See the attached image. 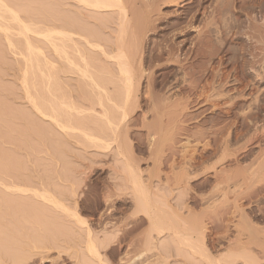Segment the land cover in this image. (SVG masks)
I'll list each match as a JSON object with an SVG mask.
<instances>
[{
  "label": "rangeland",
  "instance_id": "1",
  "mask_svg": "<svg viewBox=\"0 0 264 264\" xmlns=\"http://www.w3.org/2000/svg\"><path fill=\"white\" fill-rule=\"evenodd\" d=\"M4 1L22 22L11 20L0 3V20L5 16L10 25L0 29V264H244L240 253L259 256L264 264V238L255 240L246 230L254 226L264 233V171H255L264 157V0H120L134 15L131 22L122 26L118 7L89 11L93 17L80 20L92 38L113 44L112 57L86 46V61L74 56L81 65L65 67L56 55L61 62L55 60V69L44 62L52 52L41 32L50 16L66 13L64 0ZM120 36L129 42L123 45L127 55L133 48L141 54L143 72L122 122L127 127L122 126L121 150L126 146L129 162L116 142L94 144L86 137L106 125L104 107L110 116L122 111L125 78L115 48ZM29 57L40 63L34 66ZM97 79L110 97H101L104 107L97 101ZM29 93L40 102L57 97L55 105L63 100V108L70 100L92 102V109L82 105L79 116L67 114L83 117L80 122L90 117L95 127L77 128L66 122L67 115L71 127L62 131L38 112ZM71 184L77 205L67 199ZM44 187L87 224L62 217L60 206L36 197L35 190ZM154 214L166 227L183 228L184 241L172 229L154 230ZM86 226L95 246L87 243ZM238 240L249 246L238 248Z\"/></svg>",
  "mask_w": 264,
  "mask_h": 264
},
{
  "label": "bare ground",
  "instance_id": "2",
  "mask_svg": "<svg viewBox=\"0 0 264 264\" xmlns=\"http://www.w3.org/2000/svg\"><path fill=\"white\" fill-rule=\"evenodd\" d=\"M112 1H114V0H64V2H63V8H64V10H65V14H63V15H58V17L57 16H50V19L47 21L48 22V28L46 29V31H44V33L43 32H41L42 33V35L44 36V37H46L47 38V40H46V43L50 46H48L49 48H51L50 50H51V52H52V54H51V56H46L45 58H43L44 59V62H46V64L48 65V67L50 68V69H55V67H56V61L55 60H57L58 61V59H57V57H56V55L59 57V56H61L64 60H65V62H66V64H65V67H70V66H78L80 63V60H83V61H86L87 59H86V56H85V52H84V47H86L87 46V48H89V47H95V48H98L99 50H101L100 52H102L101 54L102 55H106L107 57H112V55H111V53L109 52V51H113L114 50V47L112 46V45H109V44H107V45H104V44H102V42L100 41V39H98V37H96L95 35H94V38H92V34L93 33H91L90 31H89V33H91V35H89V34H87L88 32V29L86 30L84 27L85 26H83L82 25V22H80V20L81 19H91V17H93L92 15H91V11L93 12V11H110V10H113L112 8H114V7H118V8H120L119 9V11H120V14H121V16H122V20L121 21H123V23H122V26H123V24L125 25V23L127 24V23H129V22H131L130 20L132 19L131 17L132 16H134V15H132L131 17H130V12L128 13V9H126L125 8V6L126 5H122V2H120V0L119 1H117V0H115L117 3H113ZM134 1V0H133ZM134 2H136V1H134ZM0 3H2L11 13H12V15L14 16H12V18H11V20L13 19V18H16L17 20H19V21H21L22 22V19L20 18V16H19V13L16 11V9H14L13 7H11L7 2H5L4 0H0ZM124 4V3H123ZM126 4V3H125ZM134 4H136V3H134ZM132 7V6H131ZM90 11V12H89ZM130 11V10H129ZM70 12H73V13H75L76 14V16H70ZM98 13V12H97ZM132 14H134L133 13V11H132ZM5 18V16L3 17V19ZM2 19V20H3ZM6 19V18H5ZM10 19V18H9ZM16 19H14V20H16ZM93 19V18H92ZM2 20H0V21H2ZM7 21H8V19H6ZM7 21H5L6 23H8L7 25H6V23H5V25L7 26H5L4 25V23L3 22H1L0 24H2L1 26H0V29H1V27L2 28H4V30L5 29H10L9 27H10V25H9V21L7 22ZM91 21V20H90ZM95 22V21H94ZM4 25V26H3ZM9 25V26H8ZM110 26V25H109ZM26 29H29L28 28V26H27V28ZM121 29H126V26H125V28L123 27V28H120V31H121ZM7 30H6V32H7ZM123 30V31H124ZM2 31V30H1ZM3 32V31H2ZM9 32H10V30H9ZM13 32V31H12ZM11 32V34H13ZM87 32V33H86ZM124 32H126V30L124 31ZM40 33V34H41ZM3 34V33H2ZM9 33H7V35H8ZM124 34V33H123ZM14 35V34H13ZM57 35V36H56ZM6 35L4 34V37H5ZM119 36V35H118ZM10 37H12L11 35H10ZM10 37L9 36H7L6 38H7V40H8V38H9V45H13V47L16 45L15 43H13V41H11L12 39H10ZM100 37V36H99ZM25 39H24V42H26V44L28 45V50H29V53H31V52H33L34 51V46H33V43H32V41H31V39L27 36V37H24ZM119 38V37H118ZM117 38V39H118ZM263 38V37H262ZM121 39V40H120ZM120 39L117 41V42H119V43H116V49H118V52H120L121 54L120 55H118V56H116L117 57V59L116 60H118L117 61V65L116 66H118V68H119V71L118 72H120L121 74H123L124 75V88H125V93H124V91H123V94H125V98L123 99V96L122 97H120V98H122L123 100V105L120 103V101H119V107L120 108H122V111H121V113H120V115L118 116L119 117V119H117L116 120V118H118V117H116L117 115H115V114H112V116H110V112H109V114H108V112H107V110H109V109H107V108H105L104 107V105L102 106V104H103V102H102V98L104 97L103 95L105 94V96H107V98L109 97L108 96V91L104 88L105 86L103 85V83L101 82V81H103V80H100V81H98V79L95 81V90H96V92H97V96H98V99L99 100H97L98 101V104H101L100 106H102V107H104V110H103V108H101L102 110H103V113H102V111L100 112V113H102L101 115L103 116L102 118L105 120V122H106V125L103 127H99V130H98V132H96L95 134H91V133H93V132H90L89 131V133L90 134H88V132H86V130H85V132H86V137H91L90 139H91V141H97V140H100L101 141V139L102 140H105L106 142H107V140L108 139H110L111 141H114V142H116V144H117V147L115 148L118 152H119V155H122V156H124V159L126 160L127 159V157H126V155H127V153L125 152V151H127V149H126V146H125V148H123V149H125L124 151L123 150H121L122 149V144L124 143H122V141H125V139L123 138V135H122V130H124V126H125V124H124V126L122 125V122L124 123V120H125V118H126V116L128 115V113H129V109H130V105H133L132 103L134 102L133 100H132V98H134L133 96L136 94V91H135V94H134V89H135V84L136 83H139L140 81H141V77L143 76V72H141V69H140V65H141V60L142 59H138V56L139 55H141V54H137V53H139V51H135V53L134 52H131L132 50H134L135 48H133V49H131V51H130V54H126V51H124V50H127L126 48H125V46L123 47V45H126V44H129V42L128 41H126L125 39L126 38H124V36H123V38H122V36H120ZM98 40V41H97ZM116 40V39H115ZM128 40V39H127ZM137 40V39H136ZM100 41V42H99ZM15 42V41H14ZM128 42V43H127ZM104 43V42H103ZM111 44V43H110ZM115 44V43H114ZM139 44V43H138ZM103 45L105 46V47H103ZM130 46V45H129ZM140 46V45H139ZM138 46V47H139ZM264 46V45H263ZM12 47V46H11ZM107 47V48H106ZM132 47V46H131ZM134 47V46H133ZM87 48H85V49H87ZM125 48V49H124ZM137 49V48H136ZM141 51V50H140ZM21 52V51H20ZM73 53H76V54H74V55H72ZM78 54V56H80L81 57V59H80V57H78V56H76L77 58H79L80 60L78 61H76V59L74 58V56L75 55H77ZM116 54V53H115ZM22 55H24V54H22ZM104 55V56H105ZM138 55V56H137ZM28 56V55H27ZM103 56V57H104ZM113 57H115V56H113ZM142 57V56H141ZM35 59H36V57H35ZM61 59V58H60ZM59 59V61L61 62V60ZM99 59V58H98ZM27 60H28V58H27ZM32 62H31V61ZM37 60V59H36ZM36 60H32L31 59V57H29V61H30V63L31 64H36L35 62L33 63V61H36ZM39 60V59H38ZM38 60H37V62H38ZM115 60V59H114ZM43 61V60H42ZM41 61V62H42ZM69 64H68V63ZM115 62V61H114ZM29 62L27 63V65L28 64H30ZM40 62H38V64H39ZM79 63V64H78ZM135 63H136V65H137V67L135 68ZM38 64H37V66H38ZM42 64V63H41ZM68 64V65H67ZM81 65V64H80ZM34 66H36V65H34ZM42 66V65H41ZM30 67H31V65H29V67H27V68H29L30 69ZM39 67V66H38ZM32 68V67H31ZM80 69V68H79ZM26 71L28 70V69H25ZM36 69H34V71H35ZM39 70V69H38ZM75 70V69H74ZM31 71V69L29 70V72ZM28 72V71H27ZM117 72V73H118ZM26 73V72H25ZM110 73V72H109ZM113 73V72H112ZM29 74V73H28ZM113 75H116V74H113ZM119 75V74H118ZM121 76V75H120ZM114 77H116V76H114ZM122 78V77H121ZM108 84V83H107ZM140 84V83H139ZM106 85V84H105ZM109 85V84H108ZM137 85V84H136ZM104 86V87H103ZM110 88V87H109ZM115 88V87H114ZM93 89V90H94ZM92 90V91H93ZM29 92V91H28ZM39 92V91H38ZM94 92V91H93ZM95 92V93H96ZM115 92V91H114ZM122 92V91H121ZM120 92V93H121ZM111 93V92H110ZM39 94V93H38ZM51 94H53L54 95V93H51ZM62 94V93H61ZM61 94L59 95L60 97H61ZM86 94V93H85ZM94 94V93H93ZM115 94V93H114ZM123 94H121V95H123ZM29 95L30 96H32L31 95V93H29ZM41 95H43V92H42V94ZM83 95V94H82ZM80 96V95H78V96H80V97H77V98H83V96ZM88 95V94H87ZM86 95V96H87ZM39 96V95H38ZM55 96V95H54ZM74 96V95H73ZM77 96V95H76ZM103 96V97H102ZM34 96H32V98H33ZM41 97V96H40ZM43 98H44V96H42ZM45 97H46V95H45ZM102 97V98H101ZM119 97V96H118ZM35 98V97H34ZM34 98H33V105H34V107L38 110V112L40 111L41 112V114H43L44 116H48L49 117V119H50V121H51V123L52 124H56L55 126H59L60 128H61V130L63 129V130H65L66 128H69V127H71V126H69V127H67V123L66 122H72V123H76L77 125L76 126H78L77 128H79L80 127V129H82L81 128V126L80 125H84L83 127H85V125H88L89 124V126H86L85 128L86 129H88V130H91V129H93V128H91L90 126L92 125V123L90 122L89 123V121H87V120H90V121H93V120H91L90 119V117H89V119H86L85 120V122H88L87 124L84 122V121H82V122H80L81 120V118H83V117H79V119H78V117H77V119L75 118V119H73V118H71L70 116H72V115H70V114H73V112L75 113V115L77 116V114H78V116H79V114H81V113H83V112H85V110H82V109H84L85 107H86V105H85V103H84V108H83V106L82 105H80V104H76L75 103V101H73V100H70V102L69 103H67L68 105H66V107L65 108H63V106H61L62 105V103L64 102L63 100H59L60 102H62L61 103V105H59L58 103L55 105V102H56V99H57V97H55L54 98V100H55V102H53V98L52 99H47V100H44L43 98H40V99H43V100H41V102H40V100L39 99H37L38 97L36 96V98L35 99H37V102H38V100H39V102L40 103H36V101L34 100ZM92 98H94V95H93V97ZM110 98V97H109ZM116 98H117V96H116ZM136 98V97H135ZM74 99V98H73ZM79 99H77L78 101H79ZM85 98H83L82 100H84ZM87 99V98H86ZM85 99V100H86ZM88 99H90V98H88ZM115 99V98H114ZM76 100V101H77ZM110 100V99H109ZM121 100V99H120ZM43 101V102H42ZM58 101V102H59ZM97 101H96V103H97ZM131 101H133L132 103H131ZM82 102H84V101H82ZM80 103V102H79ZM130 104V105H129ZM91 106H92V102H91V104H90ZM90 105H87L88 107H90V109H92L93 107H91ZM113 105H115V102H114V104ZM122 105V106H121ZM129 105V106H128ZM93 106H95L94 104H93ZM107 106V105H106ZM117 106V105H116ZM116 106H114V107H112V108H115ZM126 106H128L127 107V109H126ZM88 107H87V109H88ZM63 108V109H62ZM111 108V109H112ZM116 108H118V107H116ZM65 109V110H64ZM113 110V109H112ZM116 110V109H115ZM88 111H89V109H88ZM119 111V110H118ZM66 113V115H65V113ZM116 112V111H115ZM132 112V111H131ZM64 113V114H63ZM70 115H68V114ZM116 114H118V113H116ZM68 115V121H64V120H67V118L65 117V116H67ZM115 115V116H114ZM73 117H74V115H73ZM87 117V116H86ZM97 117V116H96ZM99 117V116H98ZM84 119H85V116H84ZM103 119H100V120H103ZM64 121V122H63ZM98 123H99V121L98 120H96ZM104 122V121H103ZM126 122V121H125ZM128 122V121H127ZM70 124V123H69ZM73 125V124H72ZM74 126V125H73ZM73 126H72V128H73ZM123 126V127H122ZM92 127H95V124L93 123V125H92ZM125 127H127V126H125ZM76 128V127H75ZM84 128V129H85ZM98 128V127H97ZM95 129L96 128H94V131H95ZM62 130V131H63ZM68 130V129H67ZM82 132L84 131V130H81ZM92 131V130H91ZM97 131V130H96ZM235 132H236V130H234ZM65 132H66V130H65ZM71 132V131H70ZM70 132H69V134H70ZM74 132V131H73ZM82 132H80V133H82ZM85 132H83V133H85ZM124 132V131H123ZM234 132V133H235ZM76 133V132H75ZM74 133V134H75ZM76 136H77V134H75ZM84 138H85V136H84ZM120 138H122V141H120L121 139ZM95 139H97V140H95ZM124 139V140H123ZM109 141V140H108ZM95 142H94V144H95ZM120 142L122 143V144H120ZM104 143V142H103ZM107 143H109V142H107ZM106 143V145H105V143L103 144V146H106V147H108L109 146V144H107ZM110 143H112V142H110ZM100 144H102V143H100ZM122 145V146H121ZM100 146V145H99ZM124 147V146H123ZM121 151V152H120ZM129 151V150H128ZM125 152V153H124ZM126 154V155H125ZM262 160L261 161H259V163H258V166H257V168H256V166H255V171H257L256 173H260L261 172V174H262V172L264 171V157H262L261 158ZM129 159H127V162H129L128 161ZM126 162V163H127ZM255 162H257V161H255ZM252 164V163H251ZM7 166V165H6ZM127 166H128V168H129V170H131V172H133L134 174L135 173H137L136 172V170L138 169H134L135 167L132 165V168H131V165H128L127 164ZM251 166V165H250ZM252 166H253V164H252ZM134 167V168H133ZM248 167V166H247ZM8 168H9V166H8ZM7 168V169H8ZM252 168V167H251ZM4 169V168H3ZM6 169V168H5ZM5 169H4V171H5ZM7 169H6V171H7ZM253 170V169H252ZM263 170V171H262ZM130 172V173H131ZM255 174V173H254ZM133 175V174H132ZM137 175V174H136ZM136 175H134V176H136ZM133 177V176H132ZM137 177V176H136ZM244 177V176H243ZM249 177V176H248ZM250 178V177H249ZM245 180V179H244ZM222 181V180H221ZM225 181V180H224ZM144 183V182H143ZM225 184V183H224ZM237 184V183H236ZM141 185V184H140ZM145 185V184H144ZM71 186V188H72V191H70L71 192V194H70V196L69 197H67V199H71V200H74V203L77 205V200H75L76 199V186L74 185V184H71L70 185ZM139 186V185H138ZM235 186V185H234ZM237 186V185H236ZM141 187V186H140ZM48 187H44L43 188V191H41L40 192V190L38 191V190H35V195H36V197L38 196L39 198H42L43 199V202L45 201V202H50V203H52L53 205H56V206H60L61 208H62V211H63V215H62V217H66V219L67 218H69L70 219V221L71 220H74V223H78V224H80V225H82V224H87V220L86 219H83L82 217H81V215H80V213L78 212V210H76V209H70L69 207H68V205H66L64 202H62L59 198H57L56 196H55V194L52 192V190L51 189H47ZM70 188V189H71ZM148 188V187H147ZM17 189L18 190H20V191H26V189L25 188H23L22 189V187H17ZM140 189H142L143 190V187L142 188H140ZM138 190H139V188H138ZM34 191V190H33ZM145 192H146V190H145ZM146 193H148V191L146 192ZM141 193H139V195H140ZM143 194H144V191H143ZM142 194V195H143ZM149 194V193H148ZM147 196V194H144V196ZM145 196V197H146ZM150 196V195H149ZM162 196V195H161ZM164 196V195H163ZM162 196V197H163ZM145 199V198H144ZM143 200V199H142ZM42 201V200H41ZM144 202V201H143ZM48 204V203H47ZM43 205H46V204H43ZM153 206H155V204L153 205ZM157 206V205H156ZM55 207V206H54ZM232 207V206H231ZM235 207H237V206H235ZM148 209V208H147ZM158 209H159V207H158ZM158 209H157V207H156V210L157 211H153L154 213H157V212H159L158 211ZM227 209V208H226ZM223 210H224V208H223ZM229 210V209H228ZM263 210V209H262ZM262 210H261V213H263L262 212ZM48 211V210H47ZM46 211V212H47ZM162 211V210H161ZM164 211V210H163ZM234 211V210H233ZM228 212V211H227ZM226 212V210H225V212H224V214L225 213H227ZM43 213V212H42ZM243 213V212H242ZM158 214H161V212L160 213H158ZM172 214V213H171ZM166 215L167 214H165V216H163V217H166ZM228 215V214H227ZM226 215V216H227ZM162 216V215H161ZM222 216H224V215H222ZM160 217V216H159ZM161 218V217H160ZM160 218H158L157 219V214L155 215L154 214V217H152V221H151V223L150 224H152V226L153 227H155V229L154 230H158V232L160 233H162V231H164L166 228L167 229H172V231H174V233L173 234H175L176 235V237H181L182 239H183V241H184V234L186 235L187 233H183V228L180 230V228L178 229L177 227H174L173 225H171L172 223H170V225L168 226V227H166V226H164L163 224H164V221H163V219H162V223L163 224H161V221H160ZM171 218V217H170ZM176 218V217H175ZM227 219H228V217H227ZM249 219V218H248ZM64 220H65V218H64ZM164 220H165V218H164ZM168 220H169V218H168ZM176 220V219H175ZM67 221V220H66ZM69 221V222H70ZM178 221V220H177ZM180 221V220H179ZM182 221V220H181ZM166 222H168V221H166ZM171 222V221H170ZM175 222V221H174ZM167 224V223H166ZM169 224V223H168ZM167 224V225H168ZM177 226H178V224H176ZM201 226V225H200ZM199 226V227H200ZM179 227H183V226H180L179 225ZM187 227H190L191 228V226H187ZM194 227V226H193ZM192 227V228H193ZM198 227V228H199ZM86 228H87V234H86V239H87V243L88 244H90V245H93L94 244V246L96 245L95 244V237L93 238V235H92V230H91V228L90 227H88V226H86ZM203 228V227H202ZM247 228V227H246ZM255 228H257V227H255ZM254 228V226H250V227H248L246 230L248 231V233L249 234H251L250 236H255L254 238H255V240H257L256 239V237L257 238H264V233H262V231H259L260 229L258 228L257 230ZM204 229V228H203ZM192 230V229H191ZM200 231H201V229H199ZM245 230V231H246ZM186 231V230H185ZM190 231V230H189ZM196 231H197V229H196ZM260 233H259V232ZM191 232V231H190ZM193 232V231H192ZM191 232V233H192ZM202 232V231H201ZM198 234H200L199 232H197ZM193 234V233H192ZM195 234V233H194ZM174 235V236H175ZM188 235V234H187ZM201 235H202V233H201ZM186 237V236H185ZM189 237H190V235H189ZM189 237H186V239H188ZM197 237V236H196ZM204 237V236H203ZM181 238H179V239H181ZM205 238V237H204ZM261 238H260V240H261ZM176 239V238H175ZM174 239V240H175ZM178 239V240H179ZM192 239V238H191ZM195 239V238H194ZM253 239V238H252ZM198 240V239H197ZM260 240L258 239V242H260ZM264 240V239H263ZM189 241V240H188ZM194 241V240H193ZM239 241V240H238ZM262 241V240H261ZM175 242L177 243V240H175ZM179 242H181V241H179ZM178 242V243H179ZM252 241H250V242H247V244H249V243H251ZM236 243V244H235ZM234 244L236 245V246H238V248H242V250H244L243 248H246L247 246H249V245H246V247L245 246H243L242 245V243L239 241V242H235ZM255 243V242H254ZM252 244V243H251ZM177 245H179V244H177ZM90 247V246H89ZM97 247V246H96ZM234 247V246H233ZM203 248V247H202ZM237 248V247H236ZM263 248V249H262ZM261 248V252H263L264 253V247H262ZM90 250H91V247L89 248ZM95 250H96V248H94ZM179 250H180V247H179ZM203 250V249H202ZM238 250V249H237ZM246 250V249H245ZM263 250V251H262ZM176 251H178L177 250V248H176ZM95 252V251H94ZM97 252V251H96ZM95 252V253H96ZM180 252V251H179ZM203 252V251H202ZM243 252H245V251H243ZM204 253V252H203ZM178 254V253H177ZM240 254H242V255H240L241 257L243 256V258L245 259V261H243L244 262V264H262L261 263V259H259L260 257L258 256H256V257H253V256H249L248 254H246V255H248V256H244V254L243 253H240ZM235 256V255H234ZM238 256V255H237ZM263 256V255H262ZM261 256V257H262ZM239 257V256H238ZM213 258V257H212ZM232 258V257H231ZM264 258V257H263ZM234 259L235 260H237L235 257H234ZM218 260V259H217ZM232 260H233V258H232ZM234 260V261H235ZM263 260V259H262ZM220 261V260H219ZM219 261H217V264H218V262ZM229 261V260H228ZM227 262V261H226ZM232 262V261H231ZM228 263V262H227ZM230 263V262H229ZM219 264H220V262H219ZM222 264V263H221Z\"/></svg>",
  "mask_w": 264,
  "mask_h": 264
}]
</instances>
